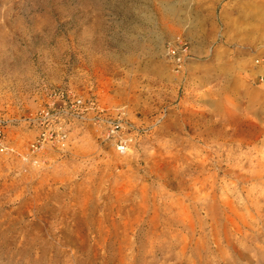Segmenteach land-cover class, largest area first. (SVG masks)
I'll use <instances>...</instances> for the list:
<instances>
[{
    "label": "rangeland",
    "instance_id": "1",
    "mask_svg": "<svg viewBox=\"0 0 264 264\" xmlns=\"http://www.w3.org/2000/svg\"><path fill=\"white\" fill-rule=\"evenodd\" d=\"M177 37L188 49L178 69L167 55ZM244 88L264 97V0H0V119L8 149L0 152V264H121L117 247H102L103 210L118 197L128 199V210L141 198L172 201L183 205L174 214L189 223L183 214L195 203L187 198L191 180L203 181L219 165L249 179L228 193L234 201L261 197L264 176L253 168L264 167V133L250 121L264 116ZM60 91L121 116L130 151L118 153L100 120H69L64 142L32 151L46 109L68 101ZM230 177L219 174L217 185ZM4 184H27L32 196L9 207ZM49 197L71 205L48 204ZM84 199L98 209L84 214L91 222L82 216ZM164 231V249L148 257L159 248L147 241L140 264H213L191 251L178 263L185 232L175 225L157 232ZM256 239L264 249V234ZM253 255L242 260L224 243L211 257L257 264Z\"/></svg>",
    "mask_w": 264,
    "mask_h": 264
},
{
    "label": "bare ground",
    "instance_id": "2",
    "mask_svg": "<svg viewBox=\"0 0 264 264\" xmlns=\"http://www.w3.org/2000/svg\"><path fill=\"white\" fill-rule=\"evenodd\" d=\"M175 11V9H171L169 13H174ZM196 29L197 27H195V30ZM195 30L193 32V30L190 29L189 34H193L194 36V33H196ZM174 39L179 41L181 38L177 37ZM232 74L233 72H229V75H226V83H229ZM243 90V93L253 96V104H257L256 106L252 104V107H255V112L262 113L264 116V103H260V100L264 97H259L258 93L254 90L250 91L248 88H244ZM250 123L259 125L264 133V117L259 123L255 121H250ZM192 167L194 168L196 165ZM197 167L203 170L206 169L205 165H197ZM230 169L235 171L233 166L229 168L228 166L219 165L215 167V173H204L203 181L197 182L196 180H191V192L187 198L191 201V197H193L192 200H194L195 203H190L186 209L190 208L195 216L193 217L192 212L183 214L187 215L189 223L186 222L187 220L182 219V215L179 216L177 213L174 214V210L183 207L182 204L177 202H158L159 200L152 201L149 198H141L138 202L134 200L133 208L128 210V206L124 205L128 199L118 197L114 201L115 206L112 204L109 209L103 210L102 219L99 220L98 230L102 247H117L123 254L121 264H140L141 259L146 258V255L142 254V250L148 242L151 248H159L157 251H152L148 254V257L149 255L157 256V253L164 249L165 246L159 243L158 239L161 235L163 236L165 232L169 231H164V233L159 234L157 232L159 228L162 226L170 227V225H175L182 227L184 230L182 232H185L184 238L186 241L188 240L182 253L178 255V263H183L186 259V253L191 251L193 256H196V259L200 262L205 257L213 264H229L230 261L226 260L225 257H211L216 250L222 249V245L225 243L227 251L234 250L242 260L248 259L249 252H253V257L257 258V264H264V249L259 248L256 243L259 242L256 238L264 234V204H261L262 200H264V193L261 192V190L264 188L259 190L261 197H254L252 200L246 199L244 201L240 199L238 202L234 201V196H230L228 193L231 194L233 190L237 191V187L243 181H248L249 179L244 178L246 175L245 173L240 175H229L228 172ZM253 169L255 170L254 175L264 176V167L262 164H255ZM219 174L226 175L227 177L233 176L232 178L230 177L233 182L230 184H228V182H219L221 186H218L217 177ZM3 186L5 192H7L3 199L7 201V204L11 203L9 207L22 205L25 200L32 196L31 188H29L27 184H22L20 186H18V184H4ZM47 188L49 191H53L51 185H48ZM19 190L20 193H17ZM221 190L223 193L220 195ZM87 200L88 199H84V201L79 200L81 201L79 202V206L82 208V216L88 219L89 216H85L84 214L89 210L96 212L98 209L90 205ZM69 201L70 199L61 200L49 197L48 204L55 203L60 205L67 202L66 206H69L71 205ZM200 203H202L204 209H202ZM105 205L108 206L109 203ZM200 208L201 211L203 210L205 212L206 220H203V222H201L202 220L199 218L196 219L200 213ZM88 221L91 222L92 219H88ZM88 221L85 220L87 225L89 224ZM204 226H207L209 230L212 229L210 232L206 233ZM182 232L181 235H183ZM95 239L96 238H93L89 243H94ZM240 239H243L245 244H240ZM197 240H199L198 244H200L202 248L194 252L192 247ZM25 241L26 238L24 237L20 245L24 246ZM71 242H73V240H70V243ZM236 243L240 244V247H237ZM125 253L127 254L125 255Z\"/></svg>",
    "mask_w": 264,
    "mask_h": 264
},
{
    "label": "built area",
    "instance_id": "3",
    "mask_svg": "<svg viewBox=\"0 0 264 264\" xmlns=\"http://www.w3.org/2000/svg\"><path fill=\"white\" fill-rule=\"evenodd\" d=\"M187 46L183 40L177 41L168 49L169 58L176 64V68H180L187 57ZM68 92L60 91L56 93L66 99L62 105L58 106L56 102L50 104L46 109L44 116L40 122L43 126L37 140L32 144L31 149L34 152H40L50 143H62L67 138L66 125L69 120L93 121L100 120L107 124V139L113 141L120 155H126L130 151L132 139L124 138L122 131L124 130L121 116H109L104 110H100L95 100H84L81 97L70 98ZM71 99V100H70ZM50 117V113H54ZM91 115V117H90ZM49 116V117H48ZM4 121L0 119V152L7 149L4 136Z\"/></svg>",
    "mask_w": 264,
    "mask_h": 264
}]
</instances>
